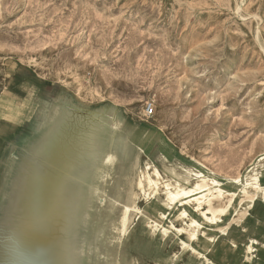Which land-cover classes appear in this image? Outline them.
I'll list each match as a JSON object with an SVG mask.
<instances>
[{"label":"rangeland","instance_id":"374dc122","mask_svg":"<svg viewBox=\"0 0 264 264\" xmlns=\"http://www.w3.org/2000/svg\"><path fill=\"white\" fill-rule=\"evenodd\" d=\"M109 110L122 124L109 144L120 143L121 154L131 143L141 169L193 168L231 192L238 190L227 178L251 164L253 173L264 174V0H0V264H12L10 241L19 224L27 225L36 198L31 189L42 192L52 150H63L70 163L91 120ZM65 114L69 122L47 128L50 116ZM82 161L79 174L91 167ZM128 167L121 156L111 176L90 178L98 190L92 202L89 188L78 192L76 181L67 182L68 243H78L77 261L264 264L261 197L248 205L235 201L237 212L217 222L221 230H201L200 238L212 240L206 251L199 248L207 263L180 254L172 232L165 241L133 232L114 240ZM132 188L135 204L148 210L151 200ZM131 213L136 230L139 215ZM249 237L260 244L245 262ZM174 255L173 263L167 260Z\"/></svg>","mask_w":264,"mask_h":264},{"label":"bare ground","instance_id":"6f19581e","mask_svg":"<svg viewBox=\"0 0 264 264\" xmlns=\"http://www.w3.org/2000/svg\"><path fill=\"white\" fill-rule=\"evenodd\" d=\"M100 115V117H95L91 120L89 124L90 129L85 133V140L80 150H76L75 148L74 158L72 157L70 163L68 162L72 167L71 169H68V163H66L63 150H52L47 162L50 166L53 165V167L47 170L49 172L46 175V181L43 183L42 192L37 187L31 189V191H35L36 198L30 201L29 212L26 216L28 220L27 225L21 226L22 224H19L21 227L17 226L18 230L10 241L12 264H79L83 259L86 260L87 264H99V260L92 257L88 259L87 257H81L80 261H77L78 258L76 257L79 255L78 243L69 247L68 238L71 233L66 226L68 219V207L66 206L68 204L66 203L65 191L68 187L67 182L74 180L76 181L74 185L76 184L79 187L78 192L79 189L84 187L90 189V192L87 193V201L92 202L97 196L96 191L98 190H96L97 185L94 182H89V179L96 178L97 180H103L111 176L112 170L115 169V165L121 156L129 162L128 170L130 175L126 178L124 203L122 204L118 218V225L115 227L118 235L114 237L116 238L114 240H119L121 236L129 238L133 232L142 236L148 234L151 236L158 235L165 241L168 234L172 232L180 244V254L186 255V253H190L194 259L197 257L203 258L207 263L208 260L199 251V248L203 245V249L205 248L206 251L207 248L205 246L212 240L204 234L200 238L199 233L201 230H209L210 228L221 230L217 222L222 221V216L227 217L231 209L237 212L234 206L235 201L242 202V204L244 201L247 205L259 197L264 201V174L256 175V173H253L254 164L246 168L244 174L234 178H227L229 185L235 187L238 192L224 190L219 180L208 178L202 172L193 168H177L173 164L163 165L162 172L164 176H162L163 174L157 168H150L148 164L145 168L141 169L139 167V153L132 152L131 147L133 145L131 143L124 145V150L121 154L119 152V149H121L120 143L113 142L112 145L109 144L112 143L117 128L122 126L120 121L117 122L119 117L112 110L103 112ZM69 119V114H65L64 116L52 115L46 122L47 128L59 127L69 122ZM66 130L68 131L69 129ZM66 130L64 129V131ZM75 140L78 139L75 138ZM99 141H102L101 146ZM105 141L108 142V145H106ZM83 159H88L91 162V167L85 173L79 174L78 171L83 166L80 163ZM43 170L45 169H41V171ZM134 186L138 192L143 194L146 202L151 200L150 204L148 203V210L141 209L135 204L138 193L132 188ZM99 201L100 203L103 201L102 196ZM93 208L94 205L92 204L90 210H94ZM131 211L139 215L140 225L136 230L134 226L131 227L133 220ZM74 214L73 216L79 217L77 224L80 223L81 210L79 211L76 208ZM166 219L170 221L169 224H166L168 222H164ZM19 220L18 218L17 222H22V219ZM174 221L180 222L178 227L174 225ZM228 239L232 244H236L234 238L229 237ZM254 243L260 244L258 240L249 237V241L243 244L241 253L245 262H250L252 252L256 250L254 249ZM260 247L264 249V243H261ZM89 252L90 250L88 249L87 253ZM125 255L126 251L123 253V256ZM176 258L177 256L174 255L167 260L173 263ZM104 264L117 263L107 260ZM120 264L132 263L124 260Z\"/></svg>","mask_w":264,"mask_h":264},{"label":"built area","instance_id":"2783aa9c","mask_svg":"<svg viewBox=\"0 0 264 264\" xmlns=\"http://www.w3.org/2000/svg\"><path fill=\"white\" fill-rule=\"evenodd\" d=\"M152 107H151V105H148L147 107H146V111H145V113H146V115H150L151 113H152Z\"/></svg>","mask_w":264,"mask_h":264}]
</instances>
